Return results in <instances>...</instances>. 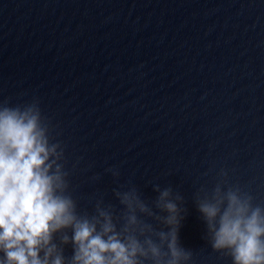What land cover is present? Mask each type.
Wrapping results in <instances>:
<instances>
[{
	"label": "water",
	"instance_id": "1",
	"mask_svg": "<svg viewBox=\"0 0 264 264\" xmlns=\"http://www.w3.org/2000/svg\"><path fill=\"white\" fill-rule=\"evenodd\" d=\"M34 97L80 211L171 186L188 264H232L195 201L223 180L264 206V0H0V102Z\"/></svg>",
	"mask_w": 264,
	"mask_h": 264
},
{
	"label": "clouds",
	"instance_id": "2",
	"mask_svg": "<svg viewBox=\"0 0 264 264\" xmlns=\"http://www.w3.org/2000/svg\"><path fill=\"white\" fill-rule=\"evenodd\" d=\"M63 160L64 149L52 142L38 98L15 106L0 102V264H188L192 259V250L178 238L186 211L179 192L153 185L158 195L149 205L130 184L114 190L123 206L119 213L101 198L89 214L78 209ZM225 184L196 194L206 225L203 238L232 264H264V206L239 186ZM69 244L72 252L66 256L62 245Z\"/></svg>",
	"mask_w": 264,
	"mask_h": 264
}]
</instances>
